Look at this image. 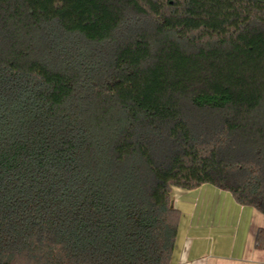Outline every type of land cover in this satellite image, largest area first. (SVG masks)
Wrapping results in <instances>:
<instances>
[{
    "label": "trees",
    "instance_id": "16d2710c",
    "mask_svg": "<svg viewBox=\"0 0 264 264\" xmlns=\"http://www.w3.org/2000/svg\"><path fill=\"white\" fill-rule=\"evenodd\" d=\"M205 183L264 213V0H0V264H175Z\"/></svg>",
    "mask_w": 264,
    "mask_h": 264
},
{
    "label": "crops",
    "instance_id": "0c3cea01",
    "mask_svg": "<svg viewBox=\"0 0 264 264\" xmlns=\"http://www.w3.org/2000/svg\"><path fill=\"white\" fill-rule=\"evenodd\" d=\"M172 194L181 210L175 264H264V248L256 244L264 213L210 183L174 186Z\"/></svg>",
    "mask_w": 264,
    "mask_h": 264
}]
</instances>
